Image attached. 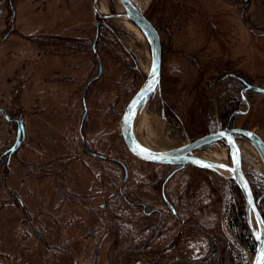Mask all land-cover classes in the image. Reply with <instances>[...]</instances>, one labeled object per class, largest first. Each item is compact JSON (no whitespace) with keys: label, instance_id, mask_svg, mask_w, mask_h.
<instances>
[{"label":"rangeland","instance_id":"rangeland-1","mask_svg":"<svg viewBox=\"0 0 264 264\" xmlns=\"http://www.w3.org/2000/svg\"><path fill=\"white\" fill-rule=\"evenodd\" d=\"M135 4L162 47L161 82L134 114L135 138L173 147L242 127L264 141V0ZM122 6L0 0V109L12 118L0 113V208L12 194L24 203L0 209L9 255L0 264H252L256 242L234 179L128 149L121 119L152 52ZM237 139L254 154L242 165L264 216V157ZM216 148L232 165L224 139L194 155Z\"/></svg>","mask_w":264,"mask_h":264},{"label":"water","instance_id":"water-1","mask_svg":"<svg viewBox=\"0 0 264 264\" xmlns=\"http://www.w3.org/2000/svg\"><path fill=\"white\" fill-rule=\"evenodd\" d=\"M123 8L126 12L127 17L136 24L141 31L146 35L152 52V65L150 71L145 79L144 83L140 87V89L134 94L131 98L129 103L127 104L122 119H121V133L123 139L128 147V149L137 157L144 161L155 162V163H181V164H192L203 168H212L219 172L221 175L225 177H229L234 179L239 188L241 189L245 201H246V216L248 224L251 228L254 240L256 242V252L253 259V263L255 264L258 250L264 247V244L259 242L256 239L257 233L264 231V226H261L257 223V220L260 217H264L260 211L259 203L260 200L255 198V194L252 190L251 184L244 173L243 165H242V153L237 142V137L242 136L248 139L252 144L259 150V152L264 157V141L263 139L256 134L253 130L242 128V127H232V128H224L221 130H217L215 132H211L205 134L199 138H196L192 141H189L181 146L174 147L168 150H152L148 149L151 156L156 157L155 159L146 158V154L142 152V149H147L141 145H139L135 139L133 130H132V121L134 114L138 107L143 103V101L152 93V92H145L149 81L152 79L150 73L153 67V63L155 62L158 67V74L156 79L158 80L157 86L160 85L161 82V66H162V47H161V39L159 32L152 21L140 10V8L134 3L133 0H120ZM246 8V3L244 4V9ZM143 97V99H142ZM139 101V103H136ZM85 117V116H84ZM127 118V123L125 120ZM24 134V124H20V127L17 130L16 141L12 146L11 151H15L18 149L21 143V137ZM251 134V135H249ZM234 142V144L230 145L228 142V138ZM224 139L230 148V152L232 154V159L234 154H237L238 149V163H234L232 161V165L224 164L215 162L212 160L201 159L197 163V159L193 158V152L203 148L204 146L213 143L216 140ZM204 165H211V167L204 166ZM220 165H226L227 167H220ZM220 168H226L230 171L229 175L222 174L219 170ZM233 169H235L233 171ZM247 185V187H245ZM250 200L252 203L250 204ZM259 214V215H258ZM255 221V225L253 224V220Z\"/></svg>","mask_w":264,"mask_h":264},{"label":"bare ground","instance_id":"bare-ground-1","mask_svg":"<svg viewBox=\"0 0 264 264\" xmlns=\"http://www.w3.org/2000/svg\"><path fill=\"white\" fill-rule=\"evenodd\" d=\"M135 1H134V3H135ZM101 7H102V9L105 8V6L103 4L101 5ZM128 24L132 26L130 21H128ZM148 71H149V67H148ZM135 139H136V141H137V143L139 145H141V146H143V147H145L147 149H152V150H168V149L174 148L176 146H180V145H183V144L187 143V142H183V143H180V144L175 145L173 147H168V146H166V145H164L162 143H159L155 139L144 137L142 135L137 136ZM237 142L239 144V147H240L242 155L244 156L246 154H249L250 155V159L255 160L252 150L248 151L246 149V145L244 143H242V141H240L239 139H237ZM193 158L197 159V161H200L201 159H207V160H212V161H215V162L226 164V153H225L224 150H220L218 148L215 149L214 154H213L212 157L204 156V155H194V152H193ZM219 170L221 171L222 174H225V175H229L230 174V171L228 169H226V168H220ZM252 220H253L254 226L256 227L254 219H252Z\"/></svg>","mask_w":264,"mask_h":264},{"label":"snow or ice","instance_id":"snow-or-ice-1","mask_svg":"<svg viewBox=\"0 0 264 264\" xmlns=\"http://www.w3.org/2000/svg\"><path fill=\"white\" fill-rule=\"evenodd\" d=\"M157 74H158V67H157L156 63L154 62L152 70H151V73H150L152 79L149 81L146 89L144 90L145 92H154L155 87L158 84V80L156 79ZM142 99H143V97H142ZM136 103H139V101H137ZM125 123H127V118L125 120ZM249 135H251V134H249ZM228 142H229L230 145L234 144V142L231 140L230 137L228 138ZM142 152L146 154V158H151V159H155L156 158V157L151 156V154H150L148 149H142ZM233 162L234 163H238V149H237V154H234V156H233ZM197 163H202V162L198 161ZM204 166L211 167V165H204ZM220 167H227V166L226 165H220ZM234 170L235 169H233V171ZM245 187H247V185H245ZM251 203H252V201L250 200V204ZM257 223L259 225H261V226H264V217H260L257 220ZM255 235H256V239L259 242H261L262 244H264V231H261V232L255 234ZM255 264H264V247H262V248H260L258 250V255H257V259H256Z\"/></svg>","mask_w":264,"mask_h":264},{"label":"trees","instance_id":"trees-1","mask_svg":"<svg viewBox=\"0 0 264 264\" xmlns=\"http://www.w3.org/2000/svg\"><path fill=\"white\" fill-rule=\"evenodd\" d=\"M0 113L3 114L6 118H8V115L5 113L4 109H0ZM8 120L12 121V118H8ZM22 123H23V121L19 120V125L22 124ZM11 197H12V200L15 202V204L19 205L23 209L24 203L21 200V198L17 194H12ZM44 242L47 244V241L44 240ZM49 245H51V244L48 243L47 246L49 247Z\"/></svg>","mask_w":264,"mask_h":264},{"label":"crops","instance_id":"crops-1","mask_svg":"<svg viewBox=\"0 0 264 264\" xmlns=\"http://www.w3.org/2000/svg\"><path fill=\"white\" fill-rule=\"evenodd\" d=\"M20 193V192H19ZM21 194V193H20ZM13 205H15L16 206V204L12 201L10 204H7V205H5L3 208H6V207H14ZM2 207L0 208V209H3ZM8 255V253H5V252H3V251H0V257H5V256H7ZM15 255V254H14ZM9 256V255H8Z\"/></svg>","mask_w":264,"mask_h":264},{"label":"flooded vegetation","instance_id":"flooded-vegetation-1","mask_svg":"<svg viewBox=\"0 0 264 264\" xmlns=\"http://www.w3.org/2000/svg\"><path fill=\"white\" fill-rule=\"evenodd\" d=\"M139 158V157H138ZM142 160V159H141ZM144 161V160H143Z\"/></svg>","mask_w":264,"mask_h":264}]
</instances>
